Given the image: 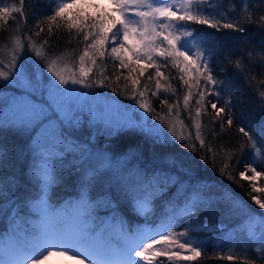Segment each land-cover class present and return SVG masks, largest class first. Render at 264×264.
Wrapping results in <instances>:
<instances>
[{
  "label": "snow or ice",
  "instance_id": "snow-or-ice-1",
  "mask_svg": "<svg viewBox=\"0 0 264 264\" xmlns=\"http://www.w3.org/2000/svg\"><path fill=\"white\" fill-rule=\"evenodd\" d=\"M256 2L239 0L237 12L235 0H229V7L225 0H106L107 7L97 0H51L49 12L31 29L19 27L21 22L27 25L26 0L0 3V28L10 20L17 25L5 37V47L10 49L7 61L0 58V89L11 88L14 93L0 94V136L11 134L26 142L21 155L31 156L30 174L38 186L34 196L17 202L11 188L15 180L0 178V216L11 213L9 230L0 234V264H47L52 257L73 264L195 261L207 248L189 237L190 220L180 231L175 230L176 224L216 204L242 220L239 231L246 235L240 253L234 245L227 252L217 245L216 258L264 264V196L252 195L264 193V187L256 183L264 178V170L255 166L257 160L264 161V121L254 133L243 119L235 118L232 81L222 75L224 68L214 71V60L226 40L204 30L239 33L231 39L246 45L249 38L244 36L242 21L264 31V12L252 15ZM61 29L68 33L69 43L77 40L80 50L74 60L70 53L57 54L50 44ZM258 43V61L253 59L254 50L248 49L244 53L249 58L247 69L239 59L234 62L250 85L256 82L252 72L257 64L264 67V36ZM223 58L233 64L230 53ZM169 68L176 72H168ZM258 84V107L264 113V80ZM80 89L112 92L132 102L124 106L130 111L118 119L110 105L91 108L86 99L106 93ZM168 94L175 101L170 102ZM151 98L158 101L159 111ZM182 111L194 129V140L191 131L185 135L189 125L181 118ZM202 116L208 117L207 124L202 123ZM234 126L246 138L243 144L236 141L238 151L243 154L247 148L249 157L239 180L249 182L248 196L260 213L243 206L229 190L218 195L212 192L197 162L173 150L179 142L196 155L198 142L200 150L211 154L198 159L205 165L210 159L216 169L219 157L218 175L239 185L229 171L234 160L239 163L237 149L225 152L223 144L214 148L204 135L207 128L215 140ZM85 128L89 130L86 141L80 139ZM102 135L108 140L127 136L133 142L119 156L110 155L107 149L96 150ZM8 157L0 142V167ZM133 161L144 163L132 165ZM64 173L76 175L79 191L74 200L58 204L53 195ZM121 200L143 223H131L120 214ZM158 200L164 202L159 216ZM101 209L111 216L101 218ZM24 210L28 217L22 220L26 226L20 234L17 218ZM198 227L234 238L221 222ZM248 241L257 245L255 256L249 254Z\"/></svg>",
  "mask_w": 264,
  "mask_h": 264
},
{
  "label": "trees",
  "instance_id": "trees-1",
  "mask_svg": "<svg viewBox=\"0 0 264 264\" xmlns=\"http://www.w3.org/2000/svg\"><path fill=\"white\" fill-rule=\"evenodd\" d=\"M18 0H0V3H13ZM237 12H239L241 5L239 0H235ZM97 3L100 4L101 7H107V3L102 0H97ZM51 4V0H26L25 4V12L27 15V25L23 22L19 24L20 28L27 27L29 29L36 23L37 19H43L44 16L49 12V5ZM226 7L230 6L229 0H225ZM251 11L253 17H258V15L264 12V2H256L252 4ZM231 18V16L229 17ZM244 28L246 29L244 36L248 37V43L238 44L231 37L239 36V33H229L227 30H222L221 32H215L213 29H204L208 33H213L216 37H221L226 40V47L223 51L218 52L217 56L214 60V71L216 73H220V69L224 68L225 72L222 74L229 78L232 81V85L234 91L232 93V103L236 105L234 108L235 118L243 119L245 125L250 128L254 133L258 131L259 125L262 121H264V113L261 112L258 107V95L256 93V89L261 87L258 82L264 80V67L257 66L252 72V75L256 77V82H253L251 85L245 79L244 75L239 73L235 66L234 62L236 60H240L241 64L245 69L248 67L249 58L244 55V53L248 49L254 50L253 59L259 60V57L255 55L256 52L260 51L259 40L262 36H264V31H261L257 28L255 24H247L242 21ZM190 27L194 29H203V26L191 24ZM17 28L16 22L13 20L9 21L8 26L4 28H0V48H3L4 51L0 52V58H3L5 62L8 59L7 53L10 51L9 48L5 47L7 41L5 37L10 36L13 31ZM43 36V34H42ZM69 35L63 29L56 33L55 36L52 37L50 44L53 47V50L57 54L63 55L64 53H70V59L74 60L79 53V46L77 44V40L71 39V43H69ZM230 53L231 58L233 60V64L227 63L224 60V54ZM34 58V57H33ZM108 71L111 72L112 68L109 65ZM151 71V70H149ZM168 72L175 73L176 70L173 68H169ZM167 74V73H166ZM48 74L45 73V76ZM174 85L178 84V81H172ZM90 90V89H88ZM90 91H96L98 93L104 92L105 95H99L103 99H112L114 101H121L124 104H131V101L125 100L123 97L118 96L112 92L102 90V89H91ZM178 91L181 89L178 88ZM0 94L5 97L13 95V90L11 88L0 89ZM169 95L170 102L175 101V97ZM227 95L224 99H227ZM153 101V107L160 110V105L155 98H151ZM194 105V100L192 101ZM166 112V109L164 110ZM194 114V113H193ZM187 114L185 112H181V118L184 119L185 124L189 125V128L185 130V135L189 131L193 134L194 140V129L190 127V121L186 119ZM208 117L202 116V123L207 124ZM150 123H156L150 121ZM179 130V128H178ZM88 129L85 128L83 132L80 133L81 140H87L88 137ZM204 135L206 143H210L214 148H219L221 144L225 146V152L229 151L233 147L237 149L236 156L239 158V163H235V160L232 162L234 167H230L229 171L239 180V172L244 170V166L249 162L248 157V149L245 148V152L241 154L239 149V144L236 143L237 140L240 141V144L245 142L244 137L240 135L237 131V126L229 129L226 134H222L221 136H217L215 140L212 139L210 131L205 128ZM0 142H3L6 150L9 153L8 160L4 163L2 167H0V178H4L6 181L15 180V184L11 186L12 192L15 193L12 196L13 200L17 202H21L26 200L29 196H34L38 191V186L35 181L32 179L30 174V168L32 165V158L29 154L25 153L21 155V148L25 145V141L20 138L13 136L11 134H6L4 136H0ZM132 139L127 136L116 137L112 140H108L105 136H100L96 142V150H104L107 149L110 155L119 156L121 152L125 151L127 145L132 143ZM186 143H190V141H185ZM198 153L193 155L190 151L182 148L180 143L177 142L174 146V151L178 154H183L184 156L195 160L197 165H199V173L203 178H206L212 184L211 191L220 194L224 190H229L232 195L237 199L239 203L243 206L252 209L256 213H260L261 210L252 203L250 200L248 193L251 192V188L249 186V182L245 180H239V185L228 181L227 179L218 175V169L222 166L219 157L217 158V168L214 169L211 164V160L209 159V163L205 165L202 161L198 159L199 155H208L210 157L211 154L205 153L203 150L199 149L198 142H196ZM223 155V153H221ZM142 164L144 161L136 162L133 161L132 165ZM258 171L264 170V161L257 160L255 165ZM250 175V173H249ZM256 183L259 186L264 187V178L258 179ZM79 191V183L75 174L72 176L64 173L63 179L58 182L57 187L55 188L53 201L62 204L69 200H74ZM252 195H261L264 196V193H252ZM167 197L165 198V200ZM157 204V216H159L164 211V202L158 200ZM120 214L123 215L126 219H128L131 223H143V219L141 217H135L129 211L128 205L121 200L120 202ZM9 216H0V234H5L10 228ZM101 218H108L111 216V213H106L105 210L101 209L99 212ZM28 217L27 210H24L20 213V217L17 218L18 222H20V234H23V230L25 228V224L22 222L23 219ZM191 221L192 231L189 232V237L194 240H199L203 246L207 248V251L203 254L202 257L197 258L195 261H182L180 264H240L237 261H228L227 259H219L216 258V254L214 253V248L217 245H220L224 252L228 251V247L230 245L235 246V252L240 253L241 247L246 244V235L239 231L238 225L242 223V220L238 217L232 216L228 214V209L223 205L216 204L213 205L209 210L198 211L195 215L186 218V220H181L176 224L175 230L180 231L185 227H188L187 221ZM217 222H221L227 225V228L234 233V238H229V234L225 232H204L201 231L198 226L203 224L213 225ZM249 248V254L255 256L254 248L257 246L256 244L248 241L247 242ZM47 264H73L71 260H65L60 257L50 258ZM256 264H261L260 260L256 261Z\"/></svg>",
  "mask_w": 264,
  "mask_h": 264
},
{
  "label": "rangeland",
  "instance_id": "rangeland-1",
  "mask_svg": "<svg viewBox=\"0 0 264 264\" xmlns=\"http://www.w3.org/2000/svg\"><path fill=\"white\" fill-rule=\"evenodd\" d=\"M80 91L88 92L90 90L88 89H80ZM96 92V91H95ZM98 93V92H97ZM86 104L91 107V108H96V107H105L106 105H110L112 107L113 114L115 118L118 119H123L130 111V109H125V105H131V104H124L121 101H114L112 99H103L101 96H96V97H89L86 99ZM136 114H140V110L136 109ZM178 130V129H177ZM180 129L178 130V132ZM170 135V134H169ZM259 229H257L258 231ZM194 240L193 238H191ZM195 241V240H194ZM54 257H52L53 259ZM73 263V262H72Z\"/></svg>",
  "mask_w": 264,
  "mask_h": 264
}]
</instances>
